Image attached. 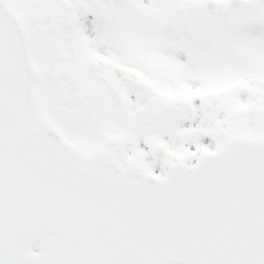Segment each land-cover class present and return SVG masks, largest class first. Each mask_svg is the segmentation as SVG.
<instances>
[{
    "label": "snow or ice",
    "instance_id": "6c2138e0",
    "mask_svg": "<svg viewBox=\"0 0 264 264\" xmlns=\"http://www.w3.org/2000/svg\"><path fill=\"white\" fill-rule=\"evenodd\" d=\"M0 264H264V0H0Z\"/></svg>",
    "mask_w": 264,
    "mask_h": 264
}]
</instances>
